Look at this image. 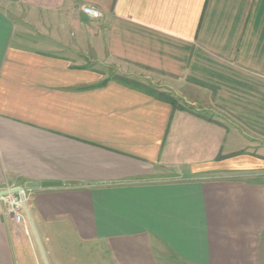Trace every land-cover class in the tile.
<instances>
[{"label": "crops", "instance_id": "crops-1", "mask_svg": "<svg viewBox=\"0 0 264 264\" xmlns=\"http://www.w3.org/2000/svg\"><path fill=\"white\" fill-rule=\"evenodd\" d=\"M31 181L0 264H264V0H0V191Z\"/></svg>", "mask_w": 264, "mask_h": 264}, {"label": "built area", "instance_id": "built-area-1", "mask_svg": "<svg viewBox=\"0 0 264 264\" xmlns=\"http://www.w3.org/2000/svg\"><path fill=\"white\" fill-rule=\"evenodd\" d=\"M83 13L90 18H99L101 16L100 10L91 5H86L82 9ZM6 204V213L12 217L16 223L24 221V214L29 212V197L27 190L22 193L9 194L2 198Z\"/></svg>", "mask_w": 264, "mask_h": 264}, {"label": "water", "instance_id": "water-1", "mask_svg": "<svg viewBox=\"0 0 264 264\" xmlns=\"http://www.w3.org/2000/svg\"><path fill=\"white\" fill-rule=\"evenodd\" d=\"M56 186L57 183H53V182L31 181V182H27L24 186H18V187L1 190L0 198L9 194L22 193L24 190L27 189L40 188V187L48 188V187H56Z\"/></svg>", "mask_w": 264, "mask_h": 264}, {"label": "trees", "instance_id": "trees-1", "mask_svg": "<svg viewBox=\"0 0 264 264\" xmlns=\"http://www.w3.org/2000/svg\"><path fill=\"white\" fill-rule=\"evenodd\" d=\"M152 90H155V91H156L155 88L152 89ZM155 91H154V92H155ZM157 92H158V94H159L160 96H165V97H167V99H169V101H171V103H172V105L174 106V108L182 107V106H180V105L177 104V100L175 99V97H173V96H171V95H169V94H167V93H165V92H163V91H159V90H157Z\"/></svg>", "mask_w": 264, "mask_h": 264}, {"label": "rangeland", "instance_id": "rangeland-1", "mask_svg": "<svg viewBox=\"0 0 264 264\" xmlns=\"http://www.w3.org/2000/svg\"><path fill=\"white\" fill-rule=\"evenodd\" d=\"M34 238H35V237H34ZM36 249H37L36 251H37V254H38V255L35 253L36 255H33V258H34V259H35L37 256H38L39 258H41V256H44L43 253H42V249L40 248L39 244H37V248H36ZM38 257H37V261H39V260H38ZM35 260H36V259H35Z\"/></svg>", "mask_w": 264, "mask_h": 264}]
</instances>
